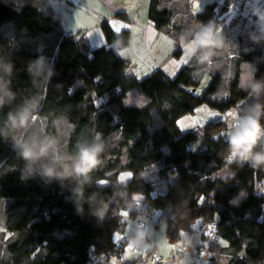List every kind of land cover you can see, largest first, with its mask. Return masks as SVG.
Here are the masks:
<instances>
[{
	"label": "trees",
	"instance_id": "obj_1",
	"mask_svg": "<svg viewBox=\"0 0 264 264\" xmlns=\"http://www.w3.org/2000/svg\"><path fill=\"white\" fill-rule=\"evenodd\" d=\"M232 2L205 0L192 10V0H150L149 18L177 47L180 36L191 40L209 22L216 31L211 67L194 56L175 78L160 68L138 78L131 59L118 53L130 46L131 30L116 32L108 19L101 23L107 44L95 48L83 33L66 30L50 0H21L0 20V84L12 94L0 92V264H157V256L165 264L151 249L145 255L133 249V258H123L125 246L114 240L126 228L123 209L142 219L163 210L168 240L181 242L179 253L191 255L185 264H264V167L226 163L223 118L203 133L178 125L203 104L225 113L236 108L243 116L264 103V93L250 94L241 84L247 63L256 67L254 82L264 83V25L252 28L251 22L241 32L226 22ZM116 16L131 21L126 12ZM181 53L177 48L173 56ZM206 74L207 91L191 92L188 87L200 85ZM132 92L147 103H125ZM23 108H31V118L13 128L9 113ZM65 124L68 131L60 138ZM97 135L103 152L83 185V200L75 193L79 181L43 175L36 168L44 158L29 167L17 148V141L51 140L59 156L68 158ZM153 166L167 186L154 195L156 184L144 177ZM226 168L231 175L219 177ZM123 171L135 175L129 186L118 183ZM101 179L110 180V187H98ZM133 194L140 198L133 200Z\"/></svg>",
	"mask_w": 264,
	"mask_h": 264
},
{
	"label": "rangeland",
	"instance_id": "obj_2",
	"mask_svg": "<svg viewBox=\"0 0 264 264\" xmlns=\"http://www.w3.org/2000/svg\"><path fill=\"white\" fill-rule=\"evenodd\" d=\"M197 1L198 0H192V10L196 9L195 3ZM258 1L259 0H233L232 4L227 7V11L231 10V16L227 17L226 22L233 21L236 24V27L238 28V30L240 29L241 32H243L246 26L251 22H252V28H257L255 26L263 27L264 21L262 22L260 21V19L258 20L260 22L255 21L256 17L264 18V0L262 3L261 2L258 3ZM50 4L53 7V9H55L60 15L64 16L63 22L65 24L66 15L70 13V9L68 7L73 8V5L67 4L61 0H50ZM237 4H239L240 6L239 8H235ZM221 6H223V4H221ZM143 7L145 6H143L141 2L138 3L136 7L138 10L137 14H139L140 16L138 26L142 28L147 19L144 14ZM88 11L95 14L94 11H92V9L90 8H88ZM178 17H181V16H178ZM126 25L129 26L128 23H126ZM94 28L95 29H89L88 31V38L90 41H92V35L97 34L96 32L98 31L103 32V30L101 31L102 29L101 26H98V28L96 27ZM112 28L116 30L115 25H113ZM233 33H236V31ZM179 38H180L178 41L179 47L176 46V49L177 48L182 49L183 45L186 44L187 42L185 40V37L180 36ZM102 39H103V43H101L102 41H100ZM102 39H94V41H92L91 43V46L95 48L97 46L99 47L103 46V44L106 45L107 43H106L105 38L103 37ZM169 39L170 38H165L163 42L161 43L162 49L158 53L156 59L146 60L144 64H141L140 62H141L142 56L144 57H147V56L146 54H143L142 56H138V58L135 60V67L137 68L135 70L136 71L135 73L138 78L143 79L149 76L150 74H152L155 71V69L159 68L158 67L159 65L155 67V64L157 61L163 60L165 56L168 54V51L170 49V45H168ZM231 44H232L231 42L228 43V45H231ZM193 57L189 59L187 57V54L184 53L182 50V53L179 56L171 60L169 58L165 59L166 61L163 63L160 69H162L163 71H166L165 73L170 78H175L178 72L180 71L181 67L189 64ZM242 68L243 70H242V76H241V84L244 88L250 89L251 83L254 82L256 67L251 63H247V64H243ZM210 83H211V76L210 74H206L204 75V78L202 82L200 83V85L190 86L188 87V89L194 94L201 96L207 91ZM127 103L129 105H134V106H143L147 103V100L143 96L135 92H132L127 98ZM210 113H214L215 115H210ZM238 116L239 115H238V111L236 108H233L225 113V112L219 111L218 109L215 110L211 108L210 105L208 104H203L197 108L195 113L186 114L185 116L181 117L178 120V125L183 132L195 131V132L203 133L204 128L210 122L223 118L225 119L226 124L223 127L221 126L220 129L227 130V133H228V131L231 129L233 125V122L238 118ZM67 127L68 126H66V124L63 125L64 130L62 131L60 138L66 135L67 133L66 130L68 131ZM225 137L228 138V135L225 134ZM192 148L195 149V146H193ZM59 151L60 149L55 146L54 155L59 156ZM226 151L228 152V147ZM43 163L41 164V166H38L36 170H39V168L43 169L46 166H54V164L59 167V164L54 161L53 156L49 158L45 157ZM218 175L221 178H226L231 175V171L226 168V169L221 170L218 173ZM144 177L145 179L150 180L151 182L156 184V190L154 191L153 195L156 194L157 191H162L167 188V186L164 184V181L162 180L155 166L150 167L148 170H146L144 173ZM244 196L245 194H242L240 198ZM123 210H124L123 211L124 220L126 221V228H125L124 233L116 231L114 233V240L119 245L122 244L123 242L125 246L124 255H123L124 259L134 257L133 244L135 245V247H139L140 252H141L140 254H143V255H145L147 251L151 249L154 253L158 254L163 259L165 264L166 263L167 264H185L186 263V261H184L185 258L187 259L191 258V255L189 253L183 252L184 255L179 253V251L180 252L182 251L180 248L181 242L174 244L173 242L168 240L166 236V225H167L166 220L161 218L163 210L161 209L154 210L150 212L144 219H142L140 215H130L128 209L127 210L123 209ZM105 211H106V208L102 209L100 212L101 214H105ZM141 220H143L145 223L143 227L138 226V222ZM130 241L132 243H130ZM172 255L175 257V260H172L171 258ZM195 257L197 260L205 262L203 257L198 256L196 254H195ZM118 260H122V259H118ZM118 260L114 261L112 264H117Z\"/></svg>",
	"mask_w": 264,
	"mask_h": 264
},
{
	"label": "clouds",
	"instance_id": "obj_3",
	"mask_svg": "<svg viewBox=\"0 0 264 264\" xmlns=\"http://www.w3.org/2000/svg\"><path fill=\"white\" fill-rule=\"evenodd\" d=\"M216 41L217 35L214 25L209 22V24L202 26L193 38L183 45L182 50L189 59L196 56L200 63L211 67L214 49L219 46ZM250 87V94L259 95L264 93V83L253 82ZM0 92L8 96L12 95L6 92L2 84H0ZM3 102L4 98L0 96V104H3ZM262 116H264V103L257 102L249 107L245 115L238 116L233 122L227 133L228 152L225 157L226 163L236 162L242 164L247 162L253 168L264 167V124L261 123ZM30 118L31 108H23L16 113H9V122L13 128L24 127ZM257 147H261V150L256 151ZM17 148L29 167L42 158L49 156L50 153L53 154V159L59 164V169L54 166H46L43 168V175L49 178L61 180L72 178L79 181L75 193L79 199L83 200V185L88 182L90 173L99 165L103 143L97 135L93 142L79 145L77 154L68 158L54 155L55 146L51 140L33 141L31 143L17 141ZM139 198L136 194H133V200ZM130 243L132 242L130 241ZM133 247H135L134 244Z\"/></svg>",
	"mask_w": 264,
	"mask_h": 264
},
{
	"label": "crops",
	"instance_id": "obj_4",
	"mask_svg": "<svg viewBox=\"0 0 264 264\" xmlns=\"http://www.w3.org/2000/svg\"><path fill=\"white\" fill-rule=\"evenodd\" d=\"M140 2L143 6H145L143 9L147 18L143 28L138 26L140 16L137 14L138 10L136 7ZM204 2L205 0H198L195 4L197 6L199 3V9H201ZM149 5L150 0H82L77 6H73V8L68 7L70 9V13L66 15L64 25L66 30L70 33H83L89 46H91L94 39H102L104 37L103 32L98 31L96 32L97 34L92 35V41L88 38L89 29H95L94 27L98 28V26H101L104 19H108L111 26L115 25V31L120 32V30L122 31L125 28H129L132 32L131 44L125 49H119L118 53L128 56L131 59L134 73L137 69L135 67V60L138 56H142L143 54H146L147 56H142L140 62L141 64H144L146 60L156 59L158 53L162 49L161 43L165 38H170L168 43V45H170L168 54L163 60H159L155 64V67L159 65L158 67L161 68L163 63L166 61L165 59L169 58L171 60L176 57L173 56V52L175 51L177 45L169 34L160 32L156 29L153 21L149 18ZM88 8L92 9L95 14L89 12ZM195 10H197V7ZM117 12H126L131 21H126L116 16ZM60 16L63 21L64 16ZM126 23H128L129 26H127ZM100 41L103 43V39Z\"/></svg>",
	"mask_w": 264,
	"mask_h": 264
},
{
	"label": "water",
	"instance_id": "obj_5",
	"mask_svg": "<svg viewBox=\"0 0 264 264\" xmlns=\"http://www.w3.org/2000/svg\"><path fill=\"white\" fill-rule=\"evenodd\" d=\"M21 0H0V20L8 13L18 7ZM135 175L131 171H123L118 175V183L121 186H129L134 182ZM98 187H110L111 182L108 179H101L97 182Z\"/></svg>",
	"mask_w": 264,
	"mask_h": 264
},
{
	"label": "built area",
	"instance_id": "obj_6",
	"mask_svg": "<svg viewBox=\"0 0 264 264\" xmlns=\"http://www.w3.org/2000/svg\"><path fill=\"white\" fill-rule=\"evenodd\" d=\"M63 1H66V0H63ZM70 1H71L72 3H74V4H76V5H79V4L81 3L82 0H70ZM139 226H141V224H140ZM139 251H140L139 248H137V247L134 248V252H135V253H138ZM157 257H158V256H157ZM157 257L154 258V259L156 260V263H157V264H162L161 261H159V259H158Z\"/></svg>",
	"mask_w": 264,
	"mask_h": 264
},
{
	"label": "snow or ice",
	"instance_id": "obj_7",
	"mask_svg": "<svg viewBox=\"0 0 264 264\" xmlns=\"http://www.w3.org/2000/svg\"><path fill=\"white\" fill-rule=\"evenodd\" d=\"M196 7H197V10H199L200 4L198 3ZM97 79H99V78H97ZM125 103H127V102L125 101ZM210 115H215V114L214 113H210ZM204 200H205V197L202 200H198V203H202V202H204Z\"/></svg>",
	"mask_w": 264,
	"mask_h": 264
}]
</instances>
